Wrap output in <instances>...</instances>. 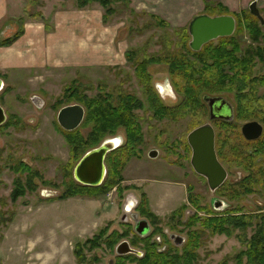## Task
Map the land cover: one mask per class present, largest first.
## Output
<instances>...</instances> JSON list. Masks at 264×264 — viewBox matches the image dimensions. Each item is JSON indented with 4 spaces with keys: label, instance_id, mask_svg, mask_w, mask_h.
Wrapping results in <instances>:
<instances>
[{
    "label": "rangeland",
    "instance_id": "obj_1",
    "mask_svg": "<svg viewBox=\"0 0 264 264\" xmlns=\"http://www.w3.org/2000/svg\"><path fill=\"white\" fill-rule=\"evenodd\" d=\"M131 1L114 4L115 12L111 16L116 18L114 25L120 29L119 33L123 30L122 34H119V37L123 39L122 47L126 39L129 45L128 50L130 48L132 50V54H129L131 60H128L124 54L125 62L121 69L107 71L80 69L85 74L84 76L79 75L80 71L74 73L72 70L66 73L49 71L45 78V81L48 78V83L44 85V93L36 94L39 101L33 98L34 90L31 89L36 88L38 85L36 81H39L41 77H37L38 80L26 82V76H20L22 79L20 83H14L16 79L7 78L6 83H3V88L0 90V106L4 110L6 119H9V116L17 118L13 119L15 121L12 124L0 127V264H75L73 249L77 242L84 241L101 227H107L108 232H121L126 228L121 218L122 214H126L123 200L129 193L126 190L133 184H137V188L145 191L152 209L165 213L168 212L163 208L176 196V191L178 190L173 205L180 201L182 195L183 187L175 180L192 186L193 193L205 198L207 202L215 195L214 191H210L204 179L192 173L188 161L189 154L183 153L184 146L181 145V142L185 143L186 135L194 125L208 122L204 107L197 119L194 118L195 116L186 115L182 118L163 117L155 120L145 95L147 84L160 82L164 86L162 91H159L160 96L166 98L169 93L175 97V92L169 84L170 77L166 64L169 56L180 57L184 54V46L181 45L175 33L176 25L183 22L189 13L200 8V2L199 0H193V2L191 0H170L167 3L166 0H162L161 8H164L167 13L165 16L171 18V23L162 25L157 23L155 18H151L150 13L142 10V7L139 11V8L135 7L137 0ZM215 1L218 0H203V5L206 7L204 11L224 13L236 18L235 13L228 9L221 10L222 5ZM194 2H198L196 6H193ZM247 2L248 0H243L240 6L243 11L247 10ZM133 3L134 6H132ZM145 3L146 0H141L142 6H145ZM237 3V10H240V2L237 1ZM8 5V15L13 14L12 17L22 16L27 19L28 14L36 11L48 15L59 9L74 10L75 0H9ZM96 5L99 6L95 2ZM257 5L261 6L258 9L264 21V0H258ZM212 6H214L213 9ZM245 30H241L240 34L235 36L239 54L251 52L249 71L243 76L263 75L264 63L260 61H263L264 57L259 56L258 41H254L253 34ZM221 38L218 37L217 40ZM139 61L142 63L138 68L136 64ZM141 73H143L142 76H139ZM73 77H76V81L71 80ZM164 81L168 83L164 84ZM66 86L77 87V91L90 97L97 92H105L113 105L117 104L120 97L134 96L137 98L143 104H140L141 109L134 111L139 124L138 137L139 140H143L142 149L144 147V149L163 150L168 159L180 162L182 169L174 167V171L164 170L168 165L161 156L154 159L145 158L141 161L135 160L137 157H130L126 160L121 172L118 193L111 191L98 197L57 198L63 192V181L67 178V173L72 178V169L75 165V162L70 160V150L61 131L63 129L56 122L59 107L55 101L62 96ZM5 88L9 90L6 91ZM203 92L213 94L217 91ZM235 92L237 88L231 87L229 90L223 89L217 93L235 105V102L237 103L236 97L233 96ZM261 92L263 94V89ZM75 102L70 99L65 104ZM257 103L264 104V98L256 103L253 99L248 106L256 107ZM240 104L242 106L243 102ZM235 117L237 121V115ZM81 123L78 125L79 132L85 135L89 127L81 126ZM116 133L119 138L123 139V130L119 127L107 136H114ZM220 133L233 143L237 140L233 126L222 129ZM172 144L178 145L174 148V152ZM176 153L181 156L176 157ZM18 161L27 164L37 173L31 180L35 186L31 190L26 188L27 185L24 186V193L15 200H11L10 193L15 179L23 181L27 175L25 171L15 172L11 168ZM144 165H148L149 168H144ZM138 192H134L137 200L140 199ZM246 203L254 204L253 200H247ZM132 213L134 210L130 212ZM130 214L125 217L127 221H131ZM158 217L162 219V222H167L168 214ZM169 232L167 228V233ZM245 234L249 236L251 230L248 229ZM235 236L227 238L223 235H216L205 240L198 250L201 264H223L224 258H226V264H230L231 257L241 248ZM119 239L120 237L117 242L123 238ZM113 254L109 246L102 243L99 247L85 252V256L89 259L86 264H112ZM96 258L98 261H95Z\"/></svg>",
    "mask_w": 264,
    "mask_h": 264
},
{
    "label": "flooded vegetation",
    "instance_id": "obj_2",
    "mask_svg": "<svg viewBox=\"0 0 264 264\" xmlns=\"http://www.w3.org/2000/svg\"><path fill=\"white\" fill-rule=\"evenodd\" d=\"M235 22L237 24L236 18ZM263 24L264 22L261 25ZM235 28L233 32L235 31ZM233 32L231 35H233ZM254 41H258V51L261 50L262 53H264V29H261V33L258 35H255ZM204 45H202L201 48ZM246 53L247 52H245V54ZM260 62L264 63V60ZM166 79L169 80L167 76ZM163 83L166 84L168 82L164 81ZM169 84L172 86L170 80ZM153 87L162 102L173 105L178 101V95L176 93H174L175 97L169 95V93L166 95V98L160 96L159 91H162L164 87L160 82L153 83ZM261 89H263V94ZM205 95L208 96L211 101L210 104L208 103L209 101L203 99V96ZM200 96H202L200 98L204 110H206L205 115L208 122L205 123L210 124L214 131V150L216 158L225 170V178L223 182L213 190L215 195L207 202L205 198L193 193L192 186L185 185L183 182L175 180L176 183L183 187L182 195L180 201L173 205L177 196V190L176 196L173 197L170 202H167L163 210H167L166 212L168 213L152 209L148 196L144 193L145 191L137 188V184H133L130 188L128 187L126 192L129 191V193L126 194L123 200V208L126 214L121 215L126 228L121 232L113 231L118 234L120 239H123H119V242L109 246V250L114 253L112 264H165V259L169 260L167 264H184L177 257L182 256L183 254L192 257L189 264H201L198 250L201 248L205 240L216 235H223L230 238L235 236V234L240 233L235 237L240 243L241 248L231 257L232 262L230 263L237 264V255L241 250L245 249L246 243L250 239L254 228L258 225L264 227V104L257 103L256 107L248 106V103H252L253 99L256 103L261 98H264V74L259 76L252 75L250 77L237 76V92L233 95L237 98V103L235 102V105L231 104L230 101L218 93H202ZM33 98L37 101L40 100L39 97L34 95ZM212 99L216 101H212ZM241 102H243L242 106L240 104ZM210 115L212 116L211 119ZM236 115L237 121L235 119ZM153 118L158 120L157 117ZM250 122H256L260 126V132L255 138H249L252 137L253 132L249 131L244 134L242 131L243 125ZM229 126H233L237 140L235 143H233V141H231V143L227 141L223 146L218 145L219 136L222 135L220 131ZM106 139H115L114 141L116 145L111 150L107 151L104 156V175L102 181L107 174V155L119 148L124 142V139H122V137L119 138V135L117 134L114 136H108L104 140ZM142 145L143 140H139L133 147V155L131 157H137L135 160L141 161V159H154L161 156L168 165L164 170L174 171V167L182 169L181 163L174 159H172L174 161L168 159L167 155H164L163 150L152 148L144 149V147L142 149ZM181 145L184 146L183 153L189 154L188 161L192 173L200 176L194 171L191 164L192 150L187 142V135L185 143L181 142ZM177 146V144H172L173 152L174 148ZM153 152L155 155L150 156L149 154ZM179 156L181 155L176 153V157ZM124 158L125 156L122 161ZM126 160H124V164L121 166L120 175ZM145 167L149 168L148 165H144V168ZM185 177H187V174H185ZM200 177L206 181L203 176ZM72 178L74 179L73 169ZM74 181L79 183L75 179ZM235 181L237 182L235 198L229 199L220 194V188L223 184L231 186ZM116 188L117 185L113 186L104 195L111 191L118 193L119 190ZM138 191H140V193ZM210 191L212 190L210 189ZM134 192H138L139 200L135 198ZM247 200H253L254 204H247ZM151 201L153 200L151 199ZM132 210H134V213L130 214ZM135 213L137 214L135 215ZM127 214H130L131 221L125 219ZM166 214H168L166 219L167 222H162V219L158 216H164ZM229 216L244 217L246 221L244 226L246 224L249 225L246 226L244 231L237 228L234 229L230 236H227L225 233L212 231L210 223H213L215 219L224 220ZM167 228L170 231L169 233H167ZM248 229L251 230V234L246 236L245 232ZM128 236L130 237L127 238ZM193 240L196 241V245L193 244ZM121 242L127 243L130 250L123 254H118L116 252V247ZM225 260L226 258L222 260L223 264H226ZM137 261H139V263ZM241 264L251 263H248L246 256H243Z\"/></svg>",
    "mask_w": 264,
    "mask_h": 264
},
{
    "label": "trees",
    "instance_id": "obj_3",
    "mask_svg": "<svg viewBox=\"0 0 264 264\" xmlns=\"http://www.w3.org/2000/svg\"><path fill=\"white\" fill-rule=\"evenodd\" d=\"M124 1L127 2V0H75V5L81 8L90 3H98L103 9L102 19L106 21L108 17L115 12L114 4ZM225 9L224 7L221 8L223 11ZM129 11L132 12V10ZM27 17L30 19H38L42 17V14L36 11L28 14ZM150 17L153 19L155 18L157 23L167 25V22L154 15H150ZM236 18L237 24L233 35L222 37L215 42H209L197 52L191 51L188 48L186 44L188 36L185 28L175 29L179 42L184 46V51L182 50L184 54L180 57L169 56L166 66L171 85L178 95V101L173 105L164 104L156 94L153 84H147L145 87V95L147 97V103L149 102L150 104L153 117L155 116L158 119L171 117L170 119H172L175 117L182 118L188 115L192 117L195 116L194 118L197 119L200 116V111L202 112L203 110V103L200 98L202 96L200 95L202 93H207L203 91L219 92L223 89L229 90L231 87L237 88V75H247L249 71L251 52L249 51V54L247 52L246 54L240 55L235 36L240 34L241 30L246 29L247 33L253 34L254 38L255 35L259 34L260 29H264V26H260L259 23L257 24L259 21H256L248 11L236 13ZM25 19L22 16L13 19L16 22L17 29L10 36L1 38L0 46L10 45L22 34V25ZM130 53L132 54L131 48L126 54L128 60H131L129 56ZM258 53L260 57H264V53H262L261 50H259ZM141 63L142 61H139L136 66L139 68ZM142 74L143 73L139 76H142ZM72 81L76 80L73 79ZM5 90L7 91L9 89L5 88ZM70 99L76 101L75 103H80L83 107L84 116L81 121V126L86 125L89 127L85 135L79 132V126L69 131L61 130L63 138L70 150V160L76 163L86 151L96 147V145L107 138V135L112 134L118 127L123 130L124 142L119 148L107 155V174L100 185L90 186L76 183L69 173H67V178L63 181V192L58 195L57 198L69 196L98 197L104 195L115 185H117V189H119L118 183L121 180V166H123L124 160L133 155V147L136 142L139 141V124L134 111L136 109H141L140 104L142 103L134 96H124L122 98L120 97V100H117L116 105H113L110 101V97L105 92H97L94 96L90 97L83 92L77 91V87L73 88V86H66L63 89L62 96L55 101V104L60 108L65 102H69ZM9 117V119H5V121L0 124V127L12 124V122L15 121L13 119L17 118L16 116ZM195 126L196 125H194L193 128ZM224 129L225 128H223V130ZM219 137L218 145L220 146H223L227 141L230 143L232 141L229 138L226 139L223 134ZM124 156L125 158L122 161ZM11 168L15 172L23 173L25 171L27 173L23 181L15 179L13 183L10 198L11 200H15L24 193V186L27 185L26 188L28 190H31L35 186L31 180H33V177L37 173L21 161L12 165ZM236 192V181L231 186L223 184L220 188V194L229 199L235 198ZM245 222L244 217L229 216L224 220L215 219L213 223H210V226L212 231L225 233L227 236H230L236 228L244 231L246 226L249 225L246 224L244 226ZM107 230V227H101L90 237L84 239V241L77 242L73 249L75 264H86L88 262L89 259L85 256L87 250L99 247L102 243L111 246L117 242L119 238L118 234L113 231L108 232ZM196 241L193 240V244L196 245ZM243 256H246L248 263L264 264L263 226L258 225L254 228L250 239L246 243L245 249L241 250L237 255V264H241ZM177 257L184 264H189L192 258L185 254ZM95 261H98V259L96 258ZM168 261L169 260L165 259V264H167ZM137 262L139 263V261Z\"/></svg>",
    "mask_w": 264,
    "mask_h": 264
},
{
    "label": "crops",
    "instance_id": "obj_4",
    "mask_svg": "<svg viewBox=\"0 0 264 264\" xmlns=\"http://www.w3.org/2000/svg\"><path fill=\"white\" fill-rule=\"evenodd\" d=\"M11 1V0H10ZM132 2L131 0H127ZM170 0H166L169 3ZM193 2V0H191ZM243 0H218L230 12L237 13ZM251 0H248L247 4ZM258 1V0H256ZM134 2V1H133ZM162 0H146L145 6L141 0H137L136 8L142 7L145 12L157 18L171 23V18L166 17L164 8H161ZM191 2V3H192ZM200 8L189 13V16L176 27H184L190 19L202 12H205L203 0H199ZM198 2H194L196 6ZM140 3V4H139ZM9 0H0V39L10 36L16 29V22L9 13ZM130 6V4H129ZM134 6V3L133 5ZM258 6V5H257ZM261 6H258L260 8ZM214 6H212V9ZM41 18L24 20L22 34L8 46H0V81L6 83L7 78L16 79L14 83H20V76H26V82L38 80L34 90L36 94L44 93L48 82L45 78L49 71L58 72L80 69L115 70L121 69L125 62L124 54H127L129 45L126 42L122 47V38L119 37V28L114 25L116 18L109 16L103 21L102 7L94 3L87 4L74 10L59 9L48 15L41 12ZM149 15V16H150ZM84 76L83 72H78ZM73 77L71 80H75ZM70 80V81H71ZM44 89V90H43Z\"/></svg>",
    "mask_w": 264,
    "mask_h": 264
},
{
    "label": "water",
    "instance_id": "obj_5",
    "mask_svg": "<svg viewBox=\"0 0 264 264\" xmlns=\"http://www.w3.org/2000/svg\"><path fill=\"white\" fill-rule=\"evenodd\" d=\"M211 1V0H205ZM249 13L255 16L261 23L263 19L258 11L256 0L248 4ZM235 28V20L231 15L221 14L210 16L208 14H198L191 18L187 25V33L190 37L188 46L192 51H198L201 46L218 37H225L232 34ZM2 84L0 81V89ZM203 99L209 101L208 96ZM211 99V98H210ZM212 101H216L212 99ZM83 107L77 103L67 104L60 107L56 113V122L60 128L69 131L75 129L83 119ZM212 116L210 115V119ZM5 121V114L0 106V124ZM244 134L253 132L255 138L260 132V126L256 122H250L242 127ZM115 139H106L101 145L85 152L76 162L73 168L74 179L82 185L97 186L101 183L104 175L103 159L107 151L116 144ZM187 142L191 147V164L194 171L203 176L209 188L215 190L225 178V170L218 162L214 150V131L210 124L204 123L194 127L187 134ZM154 156L155 153H150ZM127 243L121 242L116 247L118 254L129 251Z\"/></svg>",
    "mask_w": 264,
    "mask_h": 264
},
{
    "label": "bare ground",
    "instance_id": "obj_6",
    "mask_svg": "<svg viewBox=\"0 0 264 264\" xmlns=\"http://www.w3.org/2000/svg\"><path fill=\"white\" fill-rule=\"evenodd\" d=\"M118 141V140H117Z\"/></svg>",
    "mask_w": 264,
    "mask_h": 264
}]
</instances>
